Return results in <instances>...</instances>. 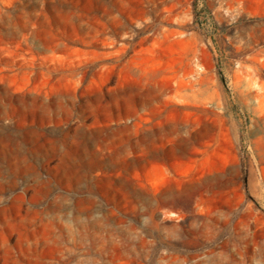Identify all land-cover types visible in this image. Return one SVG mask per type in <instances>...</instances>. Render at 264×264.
Returning <instances> with one entry per match:
<instances>
[{
	"label": "rangeland",
	"instance_id": "374dc122",
	"mask_svg": "<svg viewBox=\"0 0 264 264\" xmlns=\"http://www.w3.org/2000/svg\"><path fill=\"white\" fill-rule=\"evenodd\" d=\"M167 112L196 128L179 203L142 185ZM3 210L0 264H264V0H0Z\"/></svg>",
	"mask_w": 264,
	"mask_h": 264
},
{
	"label": "crops",
	"instance_id": "0c3cea01",
	"mask_svg": "<svg viewBox=\"0 0 264 264\" xmlns=\"http://www.w3.org/2000/svg\"><path fill=\"white\" fill-rule=\"evenodd\" d=\"M170 96V97H169ZM160 98L143 99L142 104L152 112L155 108L177 107L179 102L171 95ZM143 129L141 131L142 144L141 155L145 156V172L143 186L155 189L156 194L162 196L161 203L171 201L179 203L180 187L190 186L195 182V172L188 171L190 157L189 147L193 144L191 134H195L196 128L191 126L185 118L172 115L167 112L163 116L140 117ZM200 128L198 132H202ZM145 133V134H144ZM145 135V137H144ZM204 141L200 140L199 144ZM211 145V143H209ZM204 162V158L200 163ZM204 172V171H203ZM208 175L211 171L208 170ZM202 176L198 180H203ZM166 188L163 193L160 189Z\"/></svg>",
	"mask_w": 264,
	"mask_h": 264
},
{
	"label": "bare ground",
	"instance_id": "6f19581e",
	"mask_svg": "<svg viewBox=\"0 0 264 264\" xmlns=\"http://www.w3.org/2000/svg\"><path fill=\"white\" fill-rule=\"evenodd\" d=\"M33 177H34V182L37 184V186H40L37 189V195L35 196V199H38L41 195L47 194L51 190V186H50V184H46V183L42 182L40 180V175H38L37 173H34ZM88 204H91V203H88ZM63 205H64V202L62 204L56 200L55 203H51V206L49 207V209L52 212H56V213L60 212L61 213L64 211ZM86 205H87V203L80 202L78 205V208H77L78 212H80L81 210H84L85 209L84 207H87ZM5 212H7V211L3 210L0 213H5ZM33 215L35 218H38L39 215H41V213H34ZM89 217H92V215L90 214ZM91 254H92V252H88L87 255H91ZM87 260H89V259H87Z\"/></svg>",
	"mask_w": 264,
	"mask_h": 264
}]
</instances>
